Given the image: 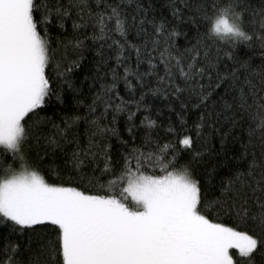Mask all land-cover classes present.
<instances>
[{"label": "snow or ice", "instance_id": "6c2138e0", "mask_svg": "<svg viewBox=\"0 0 264 264\" xmlns=\"http://www.w3.org/2000/svg\"><path fill=\"white\" fill-rule=\"evenodd\" d=\"M158 4L0 0V264H264V0Z\"/></svg>", "mask_w": 264, "mask_h": 264}, {"label": "trees", "instance_id": "16d2710c", "mask_svg": "<svg viewBox=\"0 0 264 264\" xmlns=\"http://www.w3.org/2000/svg\"><path fill=\"white\" fill-rule=\"evenodd\" d=\"M164 2H165V0H159V4H163ZM159 4H158V7H159ZM67 27H68V30L70 32L71 31V22L70 21L68 22ZM177 40H178V42L183 43V37H178ZM250 55H251V53H250ZM252 63L254 65L259 64L260 63L259 57L258 56H253ZM87 67H88V62L87 61H84L82 63L81 68L76 69L75 70V73L78 74V75H80L82 77L83 76V73H84V71L86 70ZM120 89H121V95H123L124 92H123V84L122 83L120 85ZM155 103H156L157 106H159L164 111L165 117H167L168 116V110L166 108H164V101L161 99V100H157ZM65 111L68 112L69 114H71L74 111V109L72 108L71 105H69V107L67 109L61 111L60 115L63 116ZM48 114L51 115V112H49ZM153 117L155 118V112H153ZM172 120H173L174 124H177V127H178V123L176 121V117H175L174 114L172 115ZM190 122L191 121H189V123ZM165 123H166V121H165ZM118 126L122 128L123 127V122L121 121ZM83 130H84V124H83L82 121L78 124V126H74L72 128V131L73 132L79 131L80 133H83ZM159 131H160V135L162 137H164L163 129H160ZM124 135H125V138H127L126 137V134H124ZM217 146H218V142H217ZM227 147L229 149L233 150V151H236L238 149V145H234L232 143V141H231V138H229V140L227 142ZM45 163H47V161Z\"/></svg>", "mask_w": 264, "mask_h": 264}]
</instances>
